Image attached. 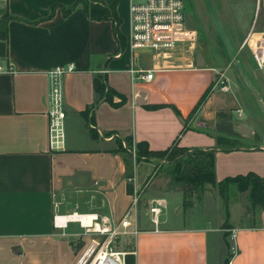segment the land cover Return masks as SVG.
<instances>
[{
  "label": "crops",
  "instance_id": "1",
  "mask_svg": "<svg viewBox=\"0 0 264 264\" xmlns=\"http://www.w3.org/2000/svg\"><path fill=\"white\" fill-rule=\"evenodd\" d=\"M5 11L10 14L7 52L0 62L13 68L0 72V264H77L91 243L87 233L71 223L56 226L54 215L98 212L116 219L125 214L133 195L127 190V174L134 175L135 165L131 167L129 153L118 149L117 136H131L134 142L146 140L150 148L162 149L186 124L180 136L183 145L212 147L218 134L240 142L254 139L252 126L242 119L246 96L238 90L230 64H223L224 58L216 59L202 42L205 66L197 65L196 49L180 47L165 54L132 48L129 0L126 7L121 0L117 4L121 48L113 20L90 17L78 0H0V16ZM69 62L76 69L64 76L66 140L56 150L48 143L46 71ZM242 64L245 71H252L248 59L242 57ZM132 69L152 70L153 77L137 78ZM100 74H105L109 86L127 96L124 103L99 101L94 80ZM256 77L264 92V78ZM217 80H224L230 88L223 89ZM214 81L205 102L190 115ZM98 101L95 125L99 137L92 138L80 111ZM148 103L173 104L181 115L171 105L150 108ZM145 164L136 162L138 167ZM250 170L264 174L262 139L256 145L217 151L218 180ZM147 176L138 183L133 177L135 189ZM121 180L123 195L117 191ZM83 190H89L91 196L86 207H77L72 194ZM172 192L179 196L174 208L180 215L184 210L180 209V190L166 189L164 195L142 198L148 205L137 210L140 230L128 234L133 241L126 248L125 264H264V209L248 224L241 222L248 204L238 213L231 205L225 216L230 226L224 227L227 222L222 224L219 202L214 192L206 190L203 203L212 199V213L204 204L201 223L189 224L182 220L184 216L177 220L168 211L167 194ZM160 196L166 197L167 206L155 228L148 206ZM120 201H125L122 209Z\"/></svg>",
  "mask_w": 264,
  "mask_h": 264
},
{
  "label": "built area",
  "instance_id": "2",
  "mask_svg": "<svg viewBox=\"0 0 264 264\" xmlns=\"http://www.w3.org/2000/svg\"><path fill=\"white\" fill-rule=\"evenodd\" d=\"M185 2L186 0H129L130 46L132 48H151L165 54L180 47L194 51L197 45L198 31L186 22ZM255 26L254 22L241 42V48H248L257 66L263 68L264 31L257 30ZM12 68L11 64L0 62V72L11 71ZM75 69L76 66L69 62L53 66L46 71L48 76V143L52 149H62L65 146L67 110L64 76ZM132 72L140 79L149 80L153 77L152 70L132 69ZM219 83L223 89L230 88V85L224 80H217V84ZM132 194V201L119 221L93 212L92 223L86 226L83 216L87 212L73 211L54 215V223L58 227L68 226L69 223L77 221L82 227H91L87 232L96 234L93 235L89 247L77 264H125L128 250L116 245L117 238L122 234L136 235L140 230L137 219L140 194L137 189ZM166 206L167 199L163 196L153 198L149 203L151 220L155 228H159L161 214ZM133 210L136 212L134 220L130 217ZM64 216H66V220L62 219ZM133 252L136 251L133 250Z\"/></svg>",
  "mask_w": 264,
  "mask_h": 264
},
{
  "label": "rangeland",
  "instance_id": "3",
  "mask_svg": "<svg viewBox=\"0 0 264 264\" xmlns=\"http://www.w3.org/2000/svg\"><path fill=\"white\" fill-rule=\"evenodd\" d=\"M219 15L220 18L224 24V27L226 29L227 34L232 38V42L234 44V51L236 53V60H233L228 52L227 49L219 35V32L217 30L216 24L214 22V19L211 15L207 0H186L185 2V11H186V22L187 24L196 29L199 32L197 45H200L199 43L202 42L205 44L206 49L209 53H213L215 58L218 60H223L221 58H224L223 64H230L231 71L234 74V79L236 81V86L238 90H240V93L246 97V110L242 115V119H245V122L250 124L255 131H250V136L254 137L251 141L247 142H240L239 140L236 142L237 145L247 144V145H256L258 143V140L264 142V112L253 94V92L250 90L249 87L245 84V82L242 80L240 72L238 68L236 67V61H240L242 64V57L248 59L251 62L252 71H245L243 64V71L245 72L246 76L250 79L252 84L257 88L258 91L261 89L260 84H258V80H255V76H259L261 78H264V67L260 68L257 66L255 61L253 60L251 56V52L248 50V48H241V41L247 31L250 29L251 25L255 22V27L259 31H264V0H212ZM121 3L124 4L126 7V0H121ZM260 3V7H259ZM195 52V50H194ZM240 54L239 56H237ZM256 77V78H257ZM262 91V92H261ZM261 96L264 98V92L261 90ZM121 137V136H120ZM128 136H125L124 141L122 142V145L125 148H131V161L134 168V182L138 183V181L143 177V175L148 174V176L141 181V183L138 185L137 190L140 194V201L138 202V211L141 212L142 205L145 204V206L148 205V201H143L142 198H146L148 194L150 196H159L166 194V189L168 190H174L168 188V182L171 180L170 175V165L166 163V160L164 158L156 157V156H150L149 158H142L138 160L136 158V146L135 144H132L127 139ZM123 138V137H122ZM261 138V139H260ZM117 142L118 145L120 144L119 138L117 136ZM145 160H150L152 163H146ZM136 162L138 164H145V165H136ZM130 181L133 180V178L129 179ZM123 180H121L117 184V191L120 193V195H123ZM135 188L136 185L134 184ZM177 190V189H175ZM212 192H214L215 197L217 198L219 205H220V215L222 217V224H225L228 219H225V216L227 214L229 215V208L231 205H233V211L235 213L239 212V208L242 205L248 204L246 208V216L241 220L243 223L252 224L255 221L252 219V213H248V207L250 206V201L248 198V195L246 192H240L238 190H233L231 192V195L229 197L228 205H226V202L224 201V198L221 197L219 194V191L217 188L210 189ZM114 192V191H113ZM117 192V193H118ZM74 196V202H78L77 207H86V199H88L91 196V193L89 190H83L79 193H73ZM169 199V209L168 211L170 214L176 217L177 220H179L180 216H184L182 219L184 222H187L189 224H200L201 223V217L202 214H204V204H207L208 211L212 213L213 209V203L212 199H209V201H203L199 204H194L192 208H186L184 205V202L180 209H184L180 215L177 214V208H174L175 201L179 199V196L177 192H172L167 194ZM165 197V196H164ZM125 200V199H124ZM77 201V202H76ZM132 201V199H131ZM121 202V201H120ZM125 204V201H122L120 203V209H122ZM84 205V206H83ZM129 207V206H128ZM84 209V208H83ZM127 209V208H126ZM166 210V209H165ZM164 210V211H165ZM164 212L161 214V218L164 216ZM176 214V215H175ZM233 214V213H232ZM234 215V214H233ZM235 216V215H234ZM121 217H117L116 220L119 221ZM130 217L134 219L136 217L135 210L132 211ZM255 218V217H253ZM224 220V222H223ZM72 225H76L80 227L84 233H87L86 236H88L89 243L92 241V236L96 235L93 232H87L89 228L91 227H82L80 226L79 222L73 221L71 222ZM80 243L81 236H78L77 239ZM133 241L132 236H129L127 234H122L117 238L116 245L120 248H127L129 244ZM90 245V244H89Z\"/></svg>",
  "mask_w": 264,
  "mask_h": 264
},
{
  "label": "trees",
  "instance_id": "4",
  "mask_svg": "<svg viewBox=\"0 0 264 264\" xmlns=\"http://www.w3.org/2000/svg\"><path fill=\"white\" fill-rule=\"evenodd\" d=\"M83 2L87 14L95 19L110 18L114 22V31L120 41V48L123 47V36L120 29L121 17L117 11L118 0H113L110 3H106L104 0H78ZM10 14L5 11L0 16V38H8L7 26ZM216 82L214 81L202 94L201 98L194 106L192 113L205 102L211 91L213 90ZM95 89L100 95L99 101L102 98L109 100L114 105H120L127 100V96L123 93L111 87L107 83L105 74L98 75L94 80ZM118 96L119 99L115 100L114 97ZM92 104L85 109L81 110V114L86 119V126L90 131L92 138H98L99 132L95 125V109L97 104ZM164 105H171L176 112L181 115V111L177 106L168 103H156L146 104L150 108H157ZM187 125L184 124L180 134L174 138L173 142L162 149H152L149 146L148 141L139 140L134 142L131 136L127 139L130 143L136 146V158L138 160L142 158H149L150 156H156L164 158L166 163L170 165L171 180L168 182V188L177 189L183 193V202L186 208H192L194 204H199L203 201L204 193L206 190L217 188L219 194L226 205L233 190L240 192H246L250 201V206L247 212L252 213L255 217L257 211L264 209V174H259L256 171L250 170L246 173H237L234 175H227L221 180L217 179L216 175V153L218 150H232L239 145L236 144L238 139L232 136L223 134L216 135L217 144L212 147L202 146H188L180 143L181 134L187 129ZM119 138V150H123L131 154V148H125L122 145L124 138ZM132 167V166H131ZM127 177L133 178L131 171H128ZM127 190L129 193H133L135 190L134 183L128 181ZM228 216V214H227ZM252 217V219H254ZM226 224L224 227H229ZM228 234V230H225V235Z\"/></svg>",
  "mask_w": 264,
  "mask_h": 264
},
{
  "label": "water",
  "instance_id": "5",
  "mask_svg": "<svg viewBox=\"0 0 264 264\" xmlns=\"http://www.w3.org/2000/svg\"><path fill=\"white\" fill-rule=\"evenodd\" d=\"M211 15L214 19V22L216 24L217 30L219 32V35L227 49V52L229 56L233 59L236 60V53L234 51V44L229 37V35L226 32V29L224 27V24L220 18V15L213 3L212 0H207ZM7 52V43L4 39L0 38V57H5ZM196 63L198 66H205L207 65V60L204 55V52L201 48V46L196 47ZM236 67L238 68L242 80L245 82V84L250 88V90L253 92L255 97L257 98L263 112H264V102L259 94V92L256 90L255 86L252 84L250 79L246 76L245 72L243 71V67L240 61H236ZM249 129V127H247Z\"/></svg>",
  "mask_w": 264,
  "mask_h": 264
},
{
  "label": "bare ground",
  "instance_id": "6",
  "mask_svg": "<svg viewBox=\"0 0 264 264\" xmlns=\"http://www.w3.org/2000/svg\"><path fill=\"white\" fill-rule=\"evenodd\" d=\"M92 217H93V212H87V214L85 216H83L84 223L86 224V226L91 225ZM62 219L66 220V216L62 217Z\"/></svg>",
  "mask_w": 264,
  "mask_h": 264
}]
</instances>
